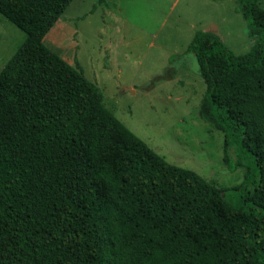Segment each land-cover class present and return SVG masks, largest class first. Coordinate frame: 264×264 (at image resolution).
<instances>
[{"label":"trees","instance_id":"16d2710c","mask_svg":"<svg viewBox=\"0 0 264 264\" xmlns=\"http://www.w3.org/2000/svg\"><path fill=\"white\" fill-rule=\"evenodd\" d=\"M73 0H0L24 33L0 70V264H264V8L237 0L254 39L234 54L195 31L199 115L223 134L218 188L168 163L44 44ZM168 78V77H167Z\"/></svg>","mask_w":264,"mask_h":264},{"label":"rangeland","instance_id":"374dc122","mask_svg":"<svg viewBox=\"0 0 264 264\" xmlns=\"http://www.w3.org/2000/svg\"><path fill=\"white\" fill-rule=\"evenodd\" d=\"M236 1L73 0L43 41L78 66L103 105L168 163L234 187L244 168L227 170L223 134L199 115L205 84L186 49L202 30L234 54L248 51L254 39ZM24 37L0 15V70Z\"/></svg>","mask_w":264,"mask_h":264}]
</instances>
